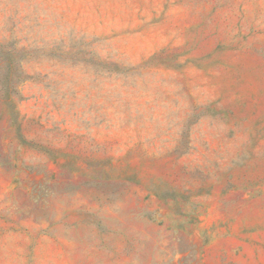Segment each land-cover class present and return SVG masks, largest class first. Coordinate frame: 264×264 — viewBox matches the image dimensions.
<instances>
[{"label": "rangeland", "instance_id": "1", "mask_svg": "<svg viewBox=\"0 0 264 264\" xmlns=\"http://www.w3.org/2000/svg\"><path fill=\"white\" fill-rule=\"evenodd\" d=\"M98 263L264 264V0H0V264Z\"/></svg>", "mask_w": 264, "mask_h": 264}, {"label": "bare ground", "instance_id": "2", "mask_svg": "<svg viewBox=\"0 0 264 264\" xmlns=\"http://www.w3.org/2000/svg\"><path fill=\"white\" fill-rule=\"evenodd\" d=\"M62 230H63V229H62ZM60 231H61V230H60ZM60 231H59V232H60ZM66 231H68V230H66ZM68 232H69V231H68ZM64 233H65V232H64ZM72 234H73V232H72ZM94 234H96V233L94 232ZM59 235H60V234H59ZM68 235H69V233H68ZM60 236H61V235H60ZM71 237H72V236H71ZM76 238H78V237H76ZM76 238H75V239H76ZM94 238H95V237H94ZM62 239H63V238H62ZM68 240H69V239H68ZM72 240H73V239H72ZM76 240H77V239H76ZM73 241H74V240H73ZM73 241H72V242H73ZM69 242H70V241H69ZM75 242H76V241H75ZM86 242H87V241H86ZM97 242H98V241H97ZM76 243H77V242H76ZM72 244H73V243H72ZM79 244H80V242H79ZM85 244H86V243H85ZM89 245L91 246V244H89ZM93 245H94V244H92V247H93ZM73 246H74V245H73ZM80 246H81V244H80ZM82 247H83V246H82ZM74 253H75V252H74ZM79 253H80V252H79ZM68 254H69V253H68ZM92 254H93V253H92ZM94 254H95V253H94ZM96 254H98V253H96ZM101 254H102V253H101ZM102 255H103V254H102ZM92 256H93V255H92ZM111 256H112V255H111ZM107 257H109V256H107ZM113 257H114V256H113ZM101 259H102V257H101ZM104 259H105V258H104ZM111 259H112V258H111ZM76 260H77V259H76ZM115 260H116V259H115ZM102 262H103V261H102ZM102 262H100V263H102ZM106 262H107V261H106ZM108 262H109V261H108ZM95 263H96V262H95ZM100 263H98V264H100ZM103 264H104V263H103ZM112 264H113V263H112ZM116 264H117V263H116Z\"/></svg>", "mask_w": 264, "mask_h": 264}]
</instances>
